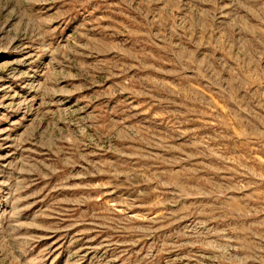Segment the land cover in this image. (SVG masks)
<instances>
[{"label": "rangeland", "instance_id": "1", "mask_svg": "<svg viewBox=\"0 0 264 264\" xmlns=\"http://www.w3.org/2000/svg\"><path fill=\"white\" fill-rule=\"evenodd\" d=\"M0 264H264V0H0Z\"/></svg>", "mask_w": 264, "mask_h": 264}]
</instances>
